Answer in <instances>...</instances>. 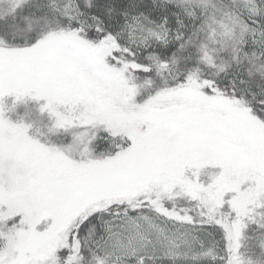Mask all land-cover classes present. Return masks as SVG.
I'll list each match as a JSON object with an SVG mask.
<instances>
[{
  "label": "snow or ice",
  "instance_id": "6c2138e0",
  "mask_svg": "<svg viewBox=\"0 0 264 264\" xmlns=\"http://www.w3.org/2000/svg\"><path fill=\"white\" fill-rule=\"evenodd\" d=\"M0 264H264V0H0Z\"/></svg>",
  "mask_w": 264,
  "mask_h": 264
}]
</instances>
